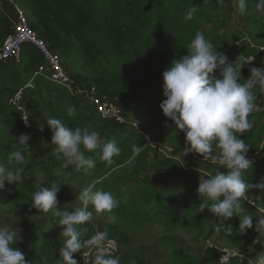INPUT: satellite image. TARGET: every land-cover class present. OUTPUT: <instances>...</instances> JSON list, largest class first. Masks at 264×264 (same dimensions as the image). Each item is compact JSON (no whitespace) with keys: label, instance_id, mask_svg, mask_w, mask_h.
<instances>
[{"label":"trees","instance_id":"obj_1","mask_svg":"<svg viewBox=\"0 0 264 264\" xmlns=\"http://www.w3.org/2000/svg\"><path fill=\"white\" fill-rule=\"evenodd\" d=\"M10 1L28 13L30 16L28 23L31 29L43 35L49 48L59 58L68 60L71 70L76 71V73L79 70L86 72L87 76L76 74L71 76L76 90L86 91L94 88L100 96L109 100L121 99L126 101L130 99L133 114L141 122L139 127L141 131L150 133L152 139L158 144H168L171 141L175 148L183 151L185 147L184 134L172 126V122L163 116L159 107L162 100L152 99L151 95L153 93L160 96L159 91H163L162 73L171 65L173 60H179L187 55V45L197 32L194 27L190 26V21V24L185 23L182 17L174 14V10L182 12L193 5L197 7L208 4L216 6L219 0ZM234 1L238 4V0ZM245 3L251 5L258 3V0H245ZM10 5L13 8V5ZM10 22L12 21L0 16V48L12 33ZM245 22L246 36L244 41L251 40L252 42L246 43L247 49L242 51L245 54L243 58L253 57L254 62L242 69L243 79L249 78V67H264V17L260 14H254ZM220 24V27L226 28L224 21H221ZM208 33L204 34L205 37L211 40L213 46L220 52L223 49L220 46L221 39L219 38L222 33L217 35L212 30H209ZM20 62L19 67L0 64V119L9 120L17 125H21L22 115L6 103L7 98L17 92L22 91V97L26 101L30 93H34L39 99L47 97L45 93L49 98L53 95L57 99H64L69 95L66 89L46 82L40 77H34V72L45 65L43 57L34 47L23 46ZM214 75L219 77V70ZM29 82L39 84L42 89L26 88ZM262 101H264V96L257 93L255 103L261 107V110L250 114L249 119L253 122V128L241 136V139H244L250 147L247 155L253 161V167L245 173L244 179L253 185L260 183L261 178L264 177V102ZM69 108L76 109L74 116L68 115ZM91 108L88 103H84L82 108H60L53 106L49 99L45 104V110L48 114L50 113V118L61 119L72 128L86 126L84 114ZM42 111L44 110H39L38 105L28 108L30 115L39 119L31 122L33 125L26 132L32 140H36L38 143L51 141L48 139V128L43 121H40ZM107 124L110 126L111 133L117 132L116 135H111L109 141L114 140L120 149L126 145L135 144L140 147L143 144V137L137 131L128 130L125 126L112 122ZM42 125L43 131L40 130ZM55 147L53 145L51 152L35 158L31 164L35 168L46 169L59 159L60 154L55 152ZM10 153L3 152L0 155V164H7ZM95 159V168H102L107 165L99 159V156H96ZM182 159L183 163H181L185 172L198 173V169L202 171L214 170L216 167L213 162L208 159L204 160L201 155L196 153H190ZM218 170L225 171L222 168ZM82 172H84L83 169H78L74 173L81 174ZM172 179L174 181L171 182V189L165 193L152 188L141 189L143 198L141 205L144 208L173 212V200L184 195L194 198L199 196L196 191L198 182L186 175L173 174ZM97 190L107 191L102 185H98L94 191ZM2 193L12 198L22 199L30 197L33 190L27 186L17 187L5 184L4 189L0 190V194ZM247 193L249 200L264 208V192L251 188ZM134 206L129 205L133 210L131 211L129 208L130 212H134L136 208ZM209 207H211V202H209ZM204 213L215 217L208 208L204 209ZM244 215L255 217L252 209L247 207L245 210L241 209L239 216L234 215L222 226L244 239L250 238L252 229H248L245 234H242L238 229L240 218H243ZM137 216L133 215L134 218ZM51 218L55 219H51L49 222L56 220L58 223V217L51 216ZM107 227L103 228L104 232H106ZM51 241L50 236L42 240L26 239L16 247L20 248L22 252L28 251L31 255H38L45 253L52 246ZM59 259L61 261V258ZM176 259L177 264H215L219 259V252L208 248L201 256H193L179 251ZM122 264L147 263L143 259L122 257ZM227 264L246 263H239L238 260L230 258Z\"/></svg>","mask_w":264,"mask_h":264},{"label":"rangeland","instance_id":"obj_2","mask_svg":"<svg viewBox=\"0 0 264 264\" xmlns=\"http://www.w3.org/2000/svg\"><path fill=\"white\" fill-rule=\"evenodd\" d=\"M256 5L257 3L246 5L245 14L241 15L238 12V4L234 0H223L222 3L219 0L216 6L208 4L198 7L193 20L190 21L191 24L189 21L187 23L194 27L197 32L206 34L209 30H212L217 35L222 33L219 36L221 39L220 46L223 48L220 52L225 53L229 61L234 62L239 56L244 57L245 54L242 51L247 49L246 43L252 42L251 40L244 41L246 36L245 21L254 14H260L264 17V10L258 11ZM188 9L182 12L174 10V14L182 17L184 21V15ZM22 11L29 21L30 16H28V13ZM0 16L13 21L12 6L5 0H0ZM221 21L225 22L226 28L220 27ZM10 23L12 25V22ZM41 36L43 37V35ZM251 48H254V46H251ZM245 59L247 61L253 59V57ZM61 61L72 76L75 74L87 76L83 70H79L77 73L71 70L68 60L61 58ZM253 62L254 59L250 63ZM10 65L20 66V64L13 63H10ZM32 85L33 87L29 89H42L37 83L32 82ZM26 87L28 88V85ZM159 94L160 96L152 93V99L163 100V91H159ZM45 95L47 97L39 99L34 93H30L27 101L22 96L20 100L15 101L16 95L7 98V105L19 111L22 117L21 125L0 119V155L3 152H11L15 139L22 132L31 129L33 125L31 122L39 119L34 115H30L28 112L29 106L33 108L38 105L39 110H44L40 121H43L47 127L45 119L50 118V113L46 112L45 104L48 99L53 103V106L60 108H82L84 104L82 99L72 95H67L64 99H57L53 95L49 98L47 93ZM14 101L16 106L12 104ZM116 101L121 103L119 105L125 117V127L128 130L137 131L143 137V144L140 146L139 153L133 152L135 144L126 145L121 149L120 154L113 158L112 164H107L102 168L84 170L81 174L74 173L78 170L75 166L65 168L64 159L60 155L59 159L53 164L41 170L35 168L31 162L33 163L35 158L51 152L53 145L50 142L38 143L30 137L26 145V151L30 157L25 164L23 183L19 186L31 187L34 193L40 186L50 187L53 180L64 184L60 186V192L58 193L61 211H71L75 206L84 207L82 202L76 199L82 187L94 184L93 191L98 185L106 188L119 201V205L110 213L102 215L94 213L93 220L86 224L88 231L84 234L83 239H88L97 231L104 232L103 228L108 226L105 233H107L108 240L115 244L116 251L114 255L120 257V264H122V257L143 259L147 264H177L176 256L179 251L193 256H201L208 248L219 252V259L215 264H227L225 257L234 258L239 263L258 264V259L264 255V246L253 243L257 235L254 228L252 229V235L247 239L226 229L215 217L206 215L204 210L201 211L199 205L203 202V197L180 196L173 200V212L144 208L141 205L143 202L141 189L152 188L165 193L168 189H171V182L174 181L172 179L173 174L186 175L199 183V172H185L181 164L182 159L177 156L182 151L175 148L174 143L169 141L168 144H158L152 139L150 133L139 129L141 122L133 114L130 99ZM23 118L29 120L30 127L25 126ZM84 119L86 126L91 125L92 129L100 132L101 136L107 140L111 135L117 134V132H110V126L107 124L109 122L97 120L93 108L84 114ZM48 132V139L51 140L52 133L49 128ZM212 155H215V149ZM208 160L213 162L210 158ZM167 162L169 164L166 165ZM27 194L29 195V193ZM32 194L30 197L22 199L9 197L5 193L0 194V226L8 224L15 228L17 232L20 231L16 245L21 244L26 239L42 240L50 236L52 246L45 253L38 255H31L28 251H23V253L32 264H60L59 258L61 257L58 249L63 245L65 239L61 236L62 228L58 226L56 220L49 222V220L55 219L51 218V216H54L51 211L45 213L31 208ZM247 201H251L248 193H246V200L242 209L245 210L247 207L252 209L255 217L264 214L262 206L254 202L255 206L252 207L247 204ZM130 204L135 205L134 212H130V209L133 211L129 207ZM87 208L92 210V205L89 203ZM133 215L138 216L134 218ZM92 250L85 246L80 252L74 254L73 258L77 260L78 264H92V258L86 259L88 252Z\"/></svg>","mask_w":264,"mask_h":264},{"label":"clouds","instance_id":"obj_3","mask_svg":"<svg viewBox=\"0 0 264 264\" xmlns=\"http://www.w3.org/2000/svg\"><path fill=\"white\" fill-rule=\"evenodd\" d=\"M256 8L258 11L264 10V0H258ZM197 9L193 5L187 10L185 23L193 20ZM238 12L245 14V0H238ZM187 50V55L173 60L162 73L164 99L159 107L172 126L184 134L185 147L177 156L182 159L196 153L204 160L210 158L214 162V170L198 169L196 191L199 197L204 198L199 205L201 211L210 209L224 225L234 215L239 216L249 189L264 192V177L255 185L244 179L245 173L252 169L253 161L247 155L250 147L241 139L243 133L253 128L250 114L261 110L255 101L257 93L264 96V67H249L250 76L243 79L242 69L254 58L246 61L239 56L234 62L229 61L228 56L218 52L211 40L199 31L187 45ZM217 70L219 77L214 75ZM75 112V108H69L68 115L74 116ZM23 120L25 126L30 127L29 120ZM45 120L52 133L50 144L55 145V152L63 157L65 168L75 166L87 171L96 167V156L110 165L112 158L120 154L121 149L115 141L102 137L91 125L72 128L61 119L48 117ZM40 130H44L43 125ZM29 140L30 135L22 132L12 145L7 164H0V190L4 189L6 183L17 187L23 183L25 164L30 157L26 151ZM214 149L215 155H212ZM140 150V147L133 146L134 153ZM221 168L225 171L218 170ZM61 185L64 184L53 180L50 187L40 186L32 194L30 204L32 209L45 213L51 211L58 217L61 236L65 238L58 249L60 264H78L73 256L85 246L95 249L92 264H120L119 256L108 253L107 233L97 231L85 240L83 237L88 229L80 227L91 222L94 213H110L119 205V201L111 192L93 191L95 185L89 184L82 187L76 196L84 207L75 206L71 211H61L58 202ZM89 203L92 210L87 208ZM253 228L257 234L253 243L264 246V214L240 218L238 229L242 234ZM19 233L8 224L0 226V264H32L16 247ZM258 264H264V255L258 259Z\"/></svg>","mask_w":264,"mask_h":264},{"label":"built area","instance_id":"obj_4","mask_svg":"<svg viewBox=\"0 0 264 264\" xmlns=\"http://www.w3.org/2000/svg\"><path fill=\"white\" fill-rule=\"evenodd\" d=\"M5 1L12 4L14 9L12 8V33L5 40L2 48H0V64H20L23 46L30 45L40 53L45 61V65L39 67L34 72V77H40L46 82L56 84L60 88L66 89L69 95L82 99L84 103H88L94 109V114L98 121L112 122L125 126V117L119 105L121 103L100 96L94 88L86 91L76 90L72 75L63 66L59 56L49 48L45 38L31 29L22 9L10 0ZM27 85L28 88L33 87L32 82H29ZM15 95V101L20 100L22 91L17 92ZM15 101L12 103L14 106H16ZM247 204L252 207L255 206L254 202L251 201H247ZM106 246L108 253L114 255L116 251L115 244L108 240ZM94 255L95 249L88 252L86 259H93ZM229 259V257H225V262H228Z\"/></svg>","mask_w":264,"mask_h":264}]
</instances>
